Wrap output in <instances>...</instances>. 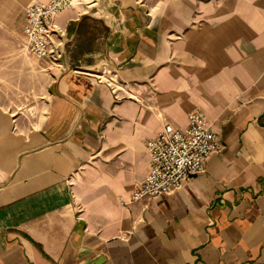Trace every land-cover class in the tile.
Returning <instances> with one entry per match:
<instances>
[{
	"label": "crops",
	"instance_id": "1",
	"mask_svg": "<svg viewBox=\"0 0 264 264\" xmlns=\"http://www.w3.org/2000/svg\"><path fill=\"white\" fill-rule=\"evenodd\" d=\"M37 1L0 0V264H264V0H83L57 61L27 51ZM194 110L221 151L132 203L147 142Z\"/></svg>",
	"mask_w": 264,
	"mask_h": 264
},
{
	"label": "built area",
	"instance_id": "2",
	"mask_svg": "<svg viewBox=\"0 0 264 264\" xmlns=\"http://www.w3.org/2000/svg\"><path fill=\"white\" fill-rule=\"evenodd\" d=\"M83 0H41L28 5L24 12V29L30 53L57 61L61 52L54 47L55 19L65 10ZM99 82L119 89L117 75L109 68L97 75ZM116 97L119 96L116 94ZM151 162L145 180L133 193L131 202L155 199L178 191L192 176L204 174L211 155L220 152L222 142L213 124L199 111L189 114L184 129L165 124L162 131L147 142Z\"/></svg>",
	"mask_w": 264,
	"mask_h": 264
},
{
	"label": "rangeland",
	"instance_id": "3",
	"mask_svg": "<svg viewBox=\"0 0 264 264\" xmlns=\"http://www.w3.org/2000/svg\"><path fill=\"white\" fill-rule=\"evenodd\" d=\"M27 51H28V49H27ZM26 55L27 56H29V55H31L29 52L28 53H26ZM31 56H33V55H31ZM2 67V68H1ZM0 74H2V75H0V82H5V66H0ZM33 79H34V77H27V86L26 87H29V86H33V85H35L36 83H34V84H31V83H33ZM41 81V79L39 78V80H38V82H40ZM44 83L45 82H42L41 83V85H44ZM5 83H3V85H4ZM5 86V85H4ZM33 99V96H30L29 94H27V95H25L23 98H22V100L24 101V103H25V105H28L29 104V102L31 101Z\"/></svg>",
	"mask_w": 264,
	"mask_h": 264
}]
</instances>
